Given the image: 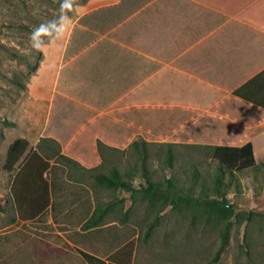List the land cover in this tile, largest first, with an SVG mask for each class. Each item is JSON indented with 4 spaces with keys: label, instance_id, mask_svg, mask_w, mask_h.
Listing matches in <instances>:
<instances>
[{
    "label": "crops",
    "instance_id": "crops-1",
    "mask_svg": "<svg viewBox=\"0 0 264 264\" xmlns=\"http://www.w3.org/2000/svg\"><path fill=\"white\" fill-rule=\"evenodd\" d=\"M90 6L97 21L104 18L108 43L90 46L84 56L65 48L64 60L81 62L89 81L61 85L69 63L62 67L56 94L63 104L53 113L55 95L41 121V140L57 141L63 154L73 145L96 151L92 157L65 154L76 165L51 160L57 174L46 176L56 181L55 198L69 200L72 186L76 203L47 211L59 215L55 225L78 232V250L107 260L128 243L122 228L129 222L121 206L106 212L108 203L95 194L94 170L103 164L98 142L123 151L138 141L145 117L136 111L144 103L168 107L175 118H199L203 139L218 135L203 145L251 142L257 164H264V108L234 95L255 82L250 94L264 101V0H98ZM113 86L122 88L114 93Z\"/></svg>",
    "mask_w": 264,
    "mask_h": 264
},
{
    "label": "rangeland",
    "instance_id": "rangeland-1",
    "mask_svg": "<svg viewBox=\"0 0 264 264\" xmlns=\"http://www.w3.org/2000/svg\"><path fill=\"white\" fill-rule=\"evenodd\" d=\"M95 1L98 0H68L65 13L69 20L65 22L64 35L58 39L38 36L40 50L37 51L30 44V36L39 25L61 15V0H0V198L6 209L0 212V264H87L73 245L78 232L65 231L54 224L61 220L57 212L47 211L33 222L19 220L11 195L15 171H6L4 164L14 140L27 139L29 150L39 146L41 121L57 95L56 81L65 64L69 63L62 72L61 85L75 80L89 81L81 76L84 70L81 62L64 60V50L66 47L81 49L84 56L90 46L108 43L103 37V16L97 21V16L90 14V5ZM121 88L113 86L112 91L117 93ZM165 93L162 97L168 98ZM62 100L56 96L51 108L53 113L62 106ZM162 103L169 104L167 99ZM144 104L140 110L130 113L136 111L145 117L144 134L136 140L150 144L149 168L154 181L173 179L184 189L196 184V195L202 187L215 195L219 164L212 159V147L203 143L216 138L217 133L207 134L209 138L203 139L206 134L202 133L199 118H175L168 107ZM70 107L73 109L72 103ZM133 137L132 132L130 144ZM163 144H175L173 168L166 163ZM95 152L94 149L81 151L75 145L64 151L69 156L81 153L86 157H92ZM133 162L136 159L129 154H117L105 171L113 165L125 171ZM223 181L221 190L225 189L224 184L229 185L228 199L238 213L254 216L251 223L234 226L230 246L218 261L214 260L221 241L218 228L208 225L204 218L193 222L187 207L178 210L168 206L159 214L158 206L149 207L141 195L133 198L131 193L97 188L95 183L87 186L92 191L95 186V194L103 202L126 200L123 205L118 204L123 208V215L125 210L128 214L129 226L122 230L127 238L125 242H133L135 246L132 264H264V166L259 164L255 169L237 172L233 178L227 173ZM133 185L138 191L147 186L141 176L135 178ZM68 193L69 200L55 198L57 207L76 203L70 196L75 193L72 186ZM151 225L154 228L149 230Z\"/></svg>",
    "mask_w": 264,
    "mask_h": 264
},
{
    "label": "trees",
    "instance_id": "trees-1",
    "mask_svg": "<svg viewBox=\"0 0 264 264\" xmlns=\"http://www.w3.org/2000/svg\"><path fill=\"white\" fill-rule=\"evenodd\" d=\"M254 83L246 84L235 91L234 95L246 102L264 108V101L258 100L250 94ZM149 146L150 144L146 141H135L127 150L122 151L98 142V152L103 159V164L94 170L96 171L94 176L96 186L111 191H125L131 193L133 198L141 195L143 201L149 207L155 208L158 206L157 212L159 214L168 206L178 210L187 207L191 210L193 222L196 223L197 220L204 218L208 225L218 228L221 241L214 258L215 261H218L230 246L234 226H241L246 222L251 223L253 221L254 214L243 215L238 213L237 207L229 201V185L224 184L225 189L221 190L225 174L228 173L233 178L237 172L258 167L252 143L249 142L243 147L218 146L211 148L212 159L219 164L220 172L214 186L215 195L208 194L205 187H202L200 194L196 195V184L184 189V187H180L178 181L175 182L173 179H166L164 182L154 181L149 168ZM163 147L166 163L169 168H173L176 158L175 144H163ZM29 148L30 142L27 139L18 138L14 140L9 145L4 164L6 171H15L11 195L18 218L23 222H33L40 218L51 206L55 207L56 181L55 179L51 181L46 176L50 172L53 176L57 174L55 167L51 166V160H65L69 164H77L62 153L60 143L53 139L44 138L37 148L31 150ZM125 153L134 157L136 162L129 163L125 171H121L117 165H113L108 172L105 171L106 166L111 163L112 157ZM19 163L20 165L17 167ZM137 176H141L147 184L140 191L135 189L133 185V181ZM3 202L0 198V212H6ZM125 202V199L109 202L105 210L109 212L118 203L123 205ZM121 210L123 211V208ZM98 212H101V210H98ZM124 217L128 219L127 212L124 213ZM13 221L16 222V219ZM153 228L154 226L151 225L149 230ZM244 246L248 248V245ZM77 252L87 264H132L135 246L133 242H128L107 260L81 250H77Z\"/></svg>",
    "mask_w": 264,
    "mask_h": 264
},
{
    "label": "clouds",
    "instance_id": "clouds-1",
    "mask_svg": "<svg viewBox=\"0 0 264 264\" xmlns=\"http://www.w3.org/2000/svg\"><path fill=\"white\" fill-rule=\"evenodd\" d=\"M68 5V0H61L60 11L61 15L56 19L47 22V24H41L36 29L33 30V33L30 36V44L37 51L40 50V45L37 42L38 36H46L53 39L61 38L67 28L66 21L69 20V17L65 13V8Z\"/></svg>",
    "mask_w": 264,
    "mask_h": 264
}]
</instances>
